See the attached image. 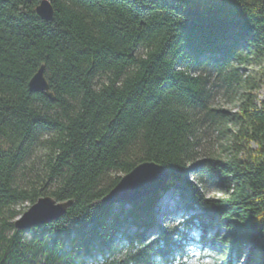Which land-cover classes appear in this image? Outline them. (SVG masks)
Masks as SVG:
<instances>
[{
    "label": "trees",
    "instance_id": "trees-1",
    "mask_svg": "<svg viewBox=\"0 0 264 264\" xmlns=\"http://www.w3.org/2000/svg\"><path fill=\"white\" fill-rule=\"evenodd\" d=\"M39 2L0 0V264H178L193 230L223 264H264V98L240 73L264 77V0H49L50 21ZM40 66L54 100L28 88ZM215 82L240 94L238 112L210 107ZM206 122L231 152L210 167L218 197L184 174ZM141 162L169 173L170 225L157 193L101 202L111 173ZM45 196L71 204L15 228Z\"/></svg>",
    "mask_w": 264,
    "mask_h": 264
},
{
    "label": "rangeland",
    "instance_id": "rangeland-1",
    "mask_svg": "<svg viewBox=\"0 0 264 264\" xmlns=\"http://www.w3.org/2000/svg\"><path fill=\"white\" fill-rule=\"evenodd\" d=\"M240 73L244 74V76L251 75L253 78L251 81H255V83L260 82L258 90L254 92V95L256 96L255 104L259 106L260 101L264 98V77L260 74L259 67L255 64H249L245 66ZM101 81L105 82L104 78ZM211 95V108L225 111L229 114L238 112L240 105L239 93L235 94L228 92L224 86H217V83L215 82L214 86H212ZM214 127L215 125L211 126L208 122L202 124L201 131L202 129L203 131L200 133L199 146L196 151L197 158L195 161L189 162L187 167L184 169L186 178L202 189L208 197L221 196V190L223 188V183H219L220 179L216 175H211L210 167L212 166L213 159L217 158V160L224 161L230 155L229 153H231L228 145V138L225 134L219 133L218 130H214ZM249 146L251 149L255 148L252 144ZM42 153L43 151L39 149V147H36L35 154L30 158L29 162L34 160L36 161L35 163L38 164V159L41 157ZM238 157L240 159H244L241 153L238 154ZM123 175L124 173L114 172L111 173L110 177L116 178ZM168 192L161 193L159 195L160 200L158 199L159 207H163V209L160 208L163 212H159L165 213V216L161 217L160 214H158L156 215V220L158 224L163 226L170 225L176 220L175 215L172 216L170 213H172L178 203L177 195L172 192L169 194ZM25 205L28 204L25 203L22 206ZM128 207V205H125V208ZM220 231L223 232V230ZM185 255L186 256L180 259L178 264H193L196 259L195 248H189L188 246Z\"/></svg>",
    "mask_w": 264,
    "mask_h": 264
},
{
    "label": "water",
    "instance_id": "water-1",
    "mask_svg": "<svg viewBox=\"0 0 264 264\" xmlns=\"http://www.w3.org/2000/svg\"><path fill=\"white\" fill-rule=\"evenodd\" d=\"M35 12L45 21H50L53 16L49 0H40ZM28 88L33 92H42L46 97L54 100L43 76V66H40L31 77ZM168 180L167 169L152 162H141L119 177L109 192L102 197L101 202L106 206L118 205L123 201H133L155 193L160 195L167 187ZM70 204V200L57 202L50 196L41 197L15 219L14 226L18 230H27L33 226L57 220Z\"/></svg>",
    "mask_w": 264,
    "mask_h": 264
},
{
    "label": "clouds",
    "instance_id": "clouds-1",
    "mask_svg": "<svg viewBox=\"0 0 264 264\" xmlns=\"http://www.w3.org/2000/svg\"><path fill=\"white\" fill-rule=\"evenodd\" d=\"M196 244H192L189 248H195L196 259L193 264H223L221 254L212 248H206L198 246V242L201 238V233L199 230H193L191 233ZM155 264H162V258L157 256Z\"/></svg>",
    "mask_w": 264,
    "mask_h": 264
},
{
    "label": "bare ground",
    "instance_id": "bare-ground-1",
    "mask_svg": "<svg viewBox=\"0 0 264 264\" xmlns=\"http://www.w3.org/2000/svg\"><path fill=\"white\" fill-rule=\"evenodd\" d=\"M166 195V194H165ZM164 199V198H163Z\"/></svg>",
    "mask_w": 264,
    "mask_h": 264
}]
</instances>
